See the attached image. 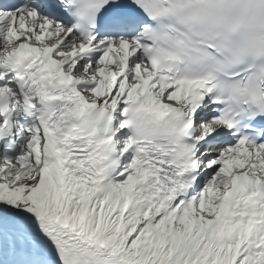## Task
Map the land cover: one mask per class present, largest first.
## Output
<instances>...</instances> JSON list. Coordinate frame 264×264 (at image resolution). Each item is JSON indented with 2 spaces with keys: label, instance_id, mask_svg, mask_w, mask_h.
I'll return each instance as SVG.
<instances>
[{
  "label": "snow or ice",
  "instance_id": "snow-or-ice-1",
  "mask_svg": "<svg viewBox=\"0 0 264 264\" xmlns=\"http://www.w3.org/2000/svg\"><path fill=\"white\" fill-rule=\"evenodd\" d=\"M0 264H264V0H0Z\"/></svg>",
  "mask_w": 264,
  "mask_h": 264
}]
</instances>
